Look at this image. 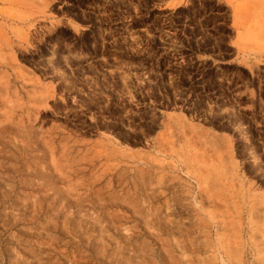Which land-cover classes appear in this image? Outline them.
I'll list each match as a JSON object with an SVG mask.
<instances>
[{
    "label": "rangeland",
    "instance_id": "obj_1",
    "mask_svg": "<svg viewBox=\"0 0 264 264\" xmlns=\"http://www.w3.org/2000/svg\"><path fill=\"white\" fill-rule=\"evenodd\" d=\"M0 264H264V0H0Z\"/></svg>",
    "mask_w": 264,
    "mask_h": 264
}]
</instances>
